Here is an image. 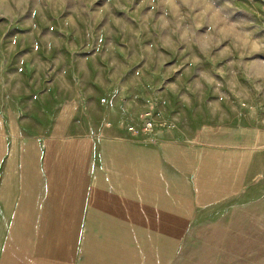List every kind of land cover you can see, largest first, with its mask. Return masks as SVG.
<instances>
[{"label": "crops", "instance_id": "0c3cea01", "mask_svg": "<svg viewBox=\"0 0 264 264\" xmlns=\"http://www.w3.org/2000/svg\"><path fill=\"white\" fill-rule=\"evenodd\" d=\"M53 21L52 33L37 27L18 41L20 49L22 42L30 46L26 55L16 47L13 56L8 39L0 41V185L21 187L22 194L24 187H38L36 194L43 186L61 187L53 195L65 197L55 200L74 202L75 210L91 184L102 194L105 186L114 193L138 185L144 201L160 208H167L168 199L157 197L165 186H195L188 200L202 208L243 195L247 139L264 136L260 127H248V116L262 121L264 107L247 70L226 63L227 48L215 50L192 33L197 43H160L154 52L146 45L123 63L119 43L112 61L87 51L88 36L67 39L60 20ZM249 86L255 93L248 95ZM147 113L157 125L154 135L133 137L127 126H140ZM232 139L238 150L224 148Z\"/></svg>", "mask_w": 264, "mask_h": 264}, {"label": "rangeland", "instance_id": "374dc122", "mask_svg": "<svg viewBox=\"0 0 264 264\" xmlns=\"http://www.w3.org/2000/svg\"><path fill=\"white\" fill-rule=\"evenodd\" d=\"M54 19L67 39L86 35L92 41L87 51L112 61L117 43L137 56L146 45L154 52L160 43L191 45L192 33L203 36L207 46L228 49L233 71L247 70L264 107V71L254 67L264 66V0H0V41L8 39L13 56L16 47L26 55L30 46L22 42L20 49L18 41L37 27L52 33ZM126 54L118 58L123 63ZM247 93L255 91L249 86ZM252 118L248 127L264 131V114L257 123ZM234 141L224 148L238 150ZM246 145L243 195L206 208L188 200L195 186H165L157 197L168 199L167 208H160L144 201L138 185L114 187V193L105 186L102 194L91 184L75 210L74 202L55 200L65 197L53 195L61 187L43 186L40 194L32 191L38 187H24L22 194L21 187L0 185V264H264V136L248 137Z\"/></svg>", "mask_w": 264, "mask_h": 264}, {"label": "built area", "instance_id": "2783aa9c", "mask_svg": "<svg viewBox=\"0 0 264 264\" xmlns=\"http://www.w3.org/2000/svg\"><path fill=\"white\" fill-rule=\"evenodd\" d=\"M142 124L140 126H127V131L136 138L152 137L156 131L157 125L154 122L150 113L142 117Z\"/></svg>", "mask_w": 264, "mask_h": 264}]
</instances>
